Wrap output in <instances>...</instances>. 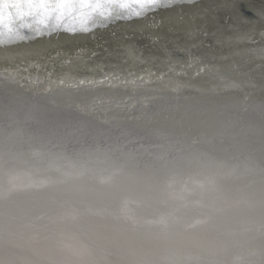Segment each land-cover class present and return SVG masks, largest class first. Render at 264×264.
Instances as JSON below:
<instances>
[{
  "label": "bare ground",
  "instance_id": "6f19581e",
  "mask_svg": "<svg viewBox=\"0 0 264 264\" xmlns=\"http://www.w3.org/2000/svg\"><path fill=\"white\" fill-rule=\"evenodd\" d=\"M230 1L212 0L215 7L209 10L212 15L207 17L205 12L209 11L195 6L193 14L173 16L164 13L163 20L173 26L184 25L191 29H199L201 23L225 22L232 26L230 22L242 21L234 31L253 14L264 12V7L248 8L246 5L240 10L219 13V9L229 10L224 3ZM170 12L180 14L182 11ZM129 20L123 26L131 31L127 34L135 30L148 32L154 39L160 35V19L148 22L143 18ZM259 33V38H264V30ZM101 34L93 29L55 40L57 42L0 54V120H7L0 123L5 122L7 130H10L5 133L6 137L22 139L17 135L21 133L14 130L12 133L11 129L27 133V124L23 122L22 126L17 122L27 113H33L46 121L39 125L46 124L60 133L72 131L67 136L73 134L72 138L78 140L67 142L81 148L75 153L78 160L59 162L58 158H52L55 155L50 154L51 163L47 149L44 151L47 155L43 148L29 151L30 155L41 159L33 158L37 163L41 162V167L53 169L55 164L57 167L54 168L60 172L48 171L56 176L38 173L39 165L32 168L33 161L28 164L24 159L28 156L23 158L21 152L15 154L16 157L0 154V204L11 202L18 207H25L28 203L35 204L34 207L62 205V215L55 214L52 218L63 217L69 221L85 219L84 216L94 220L111 216L119 218L123 207L131 222L146 218L166 225L183 223L193 228L222 227L225 230L224 236L217 240L189 231L190 235L179 236L177 233L151 234L99 228H89L93 230L90 231L84 225H79L82 230L66 227L60 246L68 254L65 264H260L254 259L257 258L254 254L264 249V237L249 241L251 237L242 239L238 232L250 227L264 230V220L259 217L260 210L264 208V65L256 63L252 69H247L244 59L248 57L245 54L248 51L243 50L214 53L203 60L194 48L185 49L186 44L182 46L186 50L184 53L175 49L148 53L141 49L142 42L132 35L124 37L125 33L115 32L103 38ZM116 39L127 43L124 49H110L117 46L110 47ZM245 39L243 34L240 39H232L229 43L237 45L238 41L246 42ZM96 49H110L109 54H105L107 61L93 59L90 53ZM252 52L259 53L258 58L264 60V48ZM216 55V58L212 57ZM240 64L245 66L241 70ZM35 66L37 72L34 71ZM37 66L57 73L43 74ZM81 81L85 83L81 84ZM78 132L90 135L88 141L99 145H85L84 139L77 138ZM128 135L134 138L120 139ZM100 139L109 141L101 143ZM8 144H2L3 149ZM102 144H109L107 148L113 151L112 156H102ZM142 144L149 145L147 153L142 151L145 149ZM118 152L120 156L115 157ZM244 153L249 158L241 157ZM65 154L69 156V153ZM236 156L241 158L234 159ZM13 161L27 162L31 171L13 169ZM254 162L262 166L257 186L228 177L253 171L256 168ZM123 168H126V173L117 177L113 171L122 172ZM73 172L88 179H75L76 176L66 179L68 175L64 173ZM33 173L39 175L34 177ZM167 175L172 176L167 179ZM175 175H179L180 180ZM30 176L32 181L36 180V190H31V186L27 188ZM91 180L103 182L105 186L111 183L110 189H106L104 184L92 185ZM175 180L177 182L172 187ZM125 188L124 203L120 205L118 199H112V189L118 192ZM170 196L176 198L175 203L169 202ZM33 218L30 217V221ZM181 229L184 228L179 231ZM137 246L148 249L149 253L157 249L168 253L142 254L138 259V256L131 255ZM9 252L0 250V256H8ZM19 264L33 263L22 254Z\"/></svg>",
  "mask_w": 264,
  "mask_h": 264
},
{
  "label": "rangeland",
  "instance_id": "374dc122",
  "mask_svg": "<svg viewBox=\"0 0 264 264\" xmlns=\"http://www.w3.org/2000/svg\"><path fill=\"white\" fill-rule=\"evenodd\" d=\"M211 3H212V0H183V1L178 2L176 5L172 6L171 8H167V9L161 8V9L156 10L155 12L149 13L146 17L143 18L146 22L153 20L154 18L156 20L160 19L162 21L161 27H158V28H160V30H159L160 35L157 36L156 39H154V36H150L148 32L147 33H144L143 31L139 32V31H135L134 29H133L134 31L132 30L133 31L132 33L127 34V31L128 32H131V31H129L128 28L127 29L123 28V26L125 23H127V21H130L129 19H122V20H119V21H116V22H113L110 24H106V25L94 28V30H96L99 34L102 33L101 36L104 35L103 38H106V36L112 35L115 32L122 33L120 35H124V33H125L126 35H124V37H126V36L131 37V35H132L133 38L137 39L139 42H142L140 44V46L142 48L141 47L140 48L144 49V51H146L148 53L149 52L154 53V52H159V51H164V50L165 51H172V49H175V51H178V53H184L186 51L185 49L192 47V48H194V52L196 51L197 56L202 57L203 60H206L207 57H209L211 54H214V53H217L219 55L220 52L226 53L229 51H237V50L241 52L243 50V52L248 51L245 53L248 55V57L244 59L245 65L248 66L247 69H252L254 66L257 65L256 63H259V64L261 63L262 65H264V60H262V58H258V57H260L259 56L260 54L252 52V50L264 48V38H259V36H260L259 31L264 30V12H258L257 13V14L261 13L262 15L261 14H259V15L253 14V16L249 20H247L245 23L241 24L240 27L234 31H233V29H235V26L237 24L242 23V21L235 20L233 22H230V23H233L232 24L233 28H232V26H227L225 22H221V23L219 22L220 24H212V25H210V24L206 25L204 23H201L202 27L200 25L199 29H194L193 27L191 29V28L184 26V25L173 26L172 24H169L168 22L163 20V14L164 13H167V14L171 13V14H173V16H176V15L187 16L186 15L187 13L193 14L194 11H192V8L195 6H198V9H204L205 11H209V10L213 9V6L215 7V5H213ZM246 5L248 6V8L254 6V7H257L260 9V7H264V0H232L230 2L224 3V7H229V10L222 11L219 9L218 12L219 13H221V12L228 13L230 11V9H233V10L239 9L240 10L241 8H246L247 7ZM173 10L174 11L180 10L182 12L180 14L178 12L177 13L170 12ZM254 10H255V8H254ZM251 11H253V10H251ZM205 15H206V17L210 16V15H212V12L211 11L205 12ZM203 25H204V27H203ZM243 34H244V36H246V39H245L246 42L238 41L237 45H232L229 43V41L232 39H237V38L240 39V37ZM255 36H256V38H254ZM99 39H101L104 42V39H102L101 37H99ZM127 41H131V40H127ZM55 42H57V41H55ZM226 43H228V44H226ZM126 44L127 43L122 42V40H117L113 44H111L110 47H112L114 45H117V46L110 48V49L111 50H114V49L118 50V49H122V47L124 49V46ZM184 44H186L185 47L183 46ZM213 44H215L216 46H212ZM110 49H108V50H110ZM108 50L103 51L100 49V51H99L96 49V51L91 52L90 55L93 56L94 60L97 59L99 61H102V59H103V60L107 61L108 58L106 56L109 54ZM105 54H107V55H105ZM144 55H147V53H145ZM212 57L216 58L217 55L212 56ZM49 63H52V60H50ZM20 65H22V64H20ZM57 65H59V63ZM239 66H241V64ZM258 66H260V65H258ZM242 67H245V66L244 65L241 66L240 70L243 69ZM37 69H39V71L43 74H45V73L46 74L57 73L56 71L55 72L51 71V69H44L41 66H37ZM34 71L37 72L36 66H35ZM99 76L100 75H98V77ZM17 138L16 137L15 138H11V137L8 138V137H5L4 134L0 135V143H2V144H8L10 140H13L12 143L10 141V143L8 144L9 148L5 145L4 148L5 147L6 148L3 149L2 144H0V154H2V153L6 154V155L9 154L8 156L13 157V155L15 156V154H18L19 152H21L23 155V158L25 155L29 157L28 158L25 156L26 158H24L25 161L28 162V164L31 165V162L33 161L32 163H34V164L31 165L32 168H34V166H36L35 168H37L39 165L40 168H37V172L41 171L40 173H43V174H45L47 172L46 174L49 175L51 173L58 174L57 172H60V171H57L56 168H54V167H57V166H55V164H53L54 170L43 168V166L41 167L39 164L41 162L37 163L36 161H34L35 159L37 161H39L41 159L38 156L35 157V155L32 156V155H30L31 153H29V151H31L32 148H37L40 150H41V148H43L44 149V150H42L43 152L48 150L47 154L49 156L45 152L44 153L47 155L49 160L51 159L50 163L53 161V159L55 160L57 158L59 159L58 160L59 162H61L60 160H62V162H67V161H65V159L66 160L67 159L68 160L69 159H74V160L79 159V156H77V154L75 156L76 152L78 153L79 150L81 151V148L78 144L68 143V142L65 144H28L27 142L23 141L22 139L20 140L19 138L18 139ZM14 139H15V142H14ZM5 141L6 142L8 141V143H6ZM17 142H19L18 145H17ZM85 145H87V144H85ZM90 145H92L91 147H93V146L99 145V144H90ZM102 145L104 146L102 148V150L100 151L102 156L103 157H106L105 155H107V156L111 155L112 156L113 151L111 149L107 148V146H109V144L108 145L102 144ZM147 146L149 147V145H147V144H145V145L142 144V147L145 148L142 151L147 153V148H146ZM15 149H16V151H15ZM58 149L60 152L61 151L62 152L60 153L59 151H57ZM63 151H65V152H63ZM65 153H67V154L69 153V156H67ZM73 153H74V155H73ZM99 153L97 155H99ZM118 153L116 156L115 155L114 156L119 157L121 153L120 152H118ZM50 154L55 155V156L52 155L53 159L51 158ZM61 154H63V155L61 156ZM31 156H32V158H31ZM33 158H34V160H33ZM37 158H39V159H37ZM75 158H78V159H75ZM96 158L102 160L101 157H96ZM29 160H30V163H29ZM26 163L25 162L19 163V162L13 161L11 166L13 169L26 168L30 172L31 168ZM42 163H44V162H42ZM83 164H86V162H84ZM98 164L100 165L101 163H98ZM27 165H28V167H27ZM47 165L49 166L50 164H46V166ZM60 165H62V164H60ZM51 167H52V165H51ZM94 169H96V168H94ZM100 169H102V168L100 167ZM111 169L112 168L108 167V170H111ZM48 170H50V172L51 171H54V172L50 173ZM121 170H122V172H116V171H113V172L116 173V176L118 174L117 177H121V175H124V173H126V171H127L126 168H123ZM97 171H99V169ZM73 173L74 174L64 173V175L65 174L68 175V177L66 179H72V177H74V176H76L75 179H79V177H81L83 179L86 178L81 173H79L81 176L77 173L75 174V172H73ZM100 173H102V171H100ZM56 174L55 175L51 174L50 176H52V175L56 176ZM31 175L32 176L34 175V177H37L39 174L37 175L36 173H33ZM61 175H63V174H61ZM71 175H73V176H71ZM170 176H172V175H167V179ZM175 176H176L177 180H180L179 175H175ZM33 179L35 180V178H33ZM86 179H88V177ZM35 181H32V178L30 176L29 181L27 182V188H30L29 186H31L33 188V189L31 188V190H36L38 186H37V184H34ZM176 182H177L176 180L172 182V184H171L172 187L175 186ZM91 183H92V185H95V186H101V184H104L103 186L106 189H110L108 187L111 184L110 183V184H107V186H105L106 184L103 182L97 183V181H92V180H91ZM122 190L120 189V191L118 190V192H116L115 190L112 189V191H113L112 199H116V200L118 199V201H120V205L122 203H124V200H123L124 196L123 195L126 191V188L124 191H122ZM189 194H191L190 191H189ZM117 195H118V197H121V195H122V198H118ZM170 199H169L170 201L168 200L169 202L175 203L176 198H173L172 196H170ZM157 204H160V203H156V205ZM34 205L28 203L25 207H18L11 202L6 203L5 205L0 204V229H2L0 231V250H3V251L9 250L10 251L8 256H3V255L0 256V264H19L20 255H22V254H24V256L28 257L30 262L33 264H35V263L39 264V262H40V264H57L58 260H59L58 264H65V262H67L66 259H67L68 254H66V252H64V250L60 249L61 240H62L61 238L63 237V234L65 233L64 231H65L66 227H68V228L70 227L73 229L79 227V229H81V227L79 225H84V227L86 226V229L99 228V229H110V230L112 229L113 231H130L131 230L134 232H143V233H151V234H173L174 233V235H175L177 233L176 235H179V236H184V235H187L189 232H191L192 234H199L202 237H207V238H208V236L215 237V238H217V240H218V238L221 239V236L222 235L224 236V234H225V232H224L225 230L222 227H212V228L211 227H201V228L194 227L195 228L194 229L192 225H188V224L185 225L183 223H180L181 225L180 224L166 225V224L161 223L160 221L156 222L158 220L153 221L151 219L152 220L151 221L150 219H148L147 214H145L144 216L147 217L148 220H146V218H140V220L137 222H131L128 215H127L128 212L123 211V207L121 209L122 212L118 210L121 213V214H119V216H120L119 218H115V216H111V217L104 218V219L101 217L100 219L97 218L94 220V218H89V216H84L85 219L79 220V219L75 218L76 221L75 220L69 221V220H64L63 217L52 218L53 215L60 214L63 211L62 205L61 206H59V205L53 206L52 204H46L44 206H37L38 208L36 206L34 207ZM165 205H163V206H165ZM161 206H160V208H162ZM40 207H42V208H40ZM157 207H159V206H157ZM21 211L23 213H21ZM33 211L35 212V214ZM156 211L157 210H155L154 212H156ZM61 215H62V213H61ZM33 216H34V218H33ZM30 217L33 218L34 220L31 219V221H30ZM142 219H143V221H141ZM110 221H111V223H110ZM152 225H154V226L152 227ZM156 225L157 226L159 225V227H157ZM42 226H44V227H42ZM155 226H156V228H155ZM165 227L167 228V231H165L166 230ZM170 227H172V229ZM180 228H184L185 230L181 229L182 230V232H181V230L179 231ZM202 228H204V229H202ZM206 228H208V229H206ZM214 228H216V229H214ZM20 229H21V232H20ZM141 229H142V231H141ZM151 229H152V231H151ZM176 229H178V230H176ZM192 229H193V231H191ZM89 230H88L87 234H89ZM171 230H173V231H171ZM217 230H218V232H217ZM90 231H93V230H90ZM185 232H186V234H184ZM18 234H20V235H18ZM29 234L31 236H29ZM205 234L206 235L208 234V235L205 236ZM188 235H190V234H188ZM219 235H220V237H219ZM32 237H35V238L33 239ZM139 248H140V246H137L136 248L134 247L132 249L133 251L131 254L134 257L138 256L137 257L138 259L141 258L140 256L142 254L144 256H146L147 254H152V255L157 254L155 252H159V253L166 252V253H168L166 250H161V249H157V250H155V252L149 253L148 249H141V248L139 249ZM55 251H57V252H55ZM257 251L258 252L256 254H254L255 255L254 257H257V258H254V259H256L257 262H260V264H264V249L257 250ZM58 253L61 255H64L65 258L63 256L61 257V255H59ZM12 257H13V259H12ZM260 258H261V260H260ZM149 262H152V261L149 260Z\"/></svg>",
  "mask_w": 264,
  "mask_h": 264
},
{
  "label": "snow or ice",
  "instance_id": "6c2138e0",
  "mask_svg": "<svg viewBox=\"0 0 264 264\" xmlns=\"http://www.w3.org/2000/svg\"><path fill=\"white\" fill-rule=\"evenodd\" d=\"M178 2L179 0H0V45L25 41L29 34L41 36L59 30L69 34L87 33L113 19L144 18L158 9L171 8Z\"/></svg>",
  "mask_w": 264,
  "mask_h": 264
},
{
  "label": "water",
  "instance_id": "95a60500",
  "mask_svg": "<svg viewBox=\"0 0 264 264\" xmlns=\"http://www.w3.org/2000/svg\"><path fill=\"white\" fill-rule=\"evenodd\" d=\"M180 1H183V0H179V2ZM119 20H122V18L113 19V20L107 22V24H110V23H113V22H116ZM98 27H100V26H98ZM78 33H81V32H78ZM78 33H75V34H78ZM71 35H74V34H69V33H66L62 30H59V31H56V32H53L50 34L41 35V36H33V35L29 34V38L25 41L0 45V54L39 46V45L46 44V43H49V42H52V41H55L58 39H62V38L71 36ZM37 115L38 114H36V116H35V114H33V113H27L25 115L26 117H22V119L19 122H17V123H21L22 126H23V122H24V124H27L26 125L27 127H25V129H26L25 131L27 133H23V131H24L23 128H20L21 130H23L21 132L18 130H15V129H11V131L14 130L16 132L21 133V134H17V135H21L22 139L25 142H27L28 144H42V142L44 144H65V143H67V140H70V139L76 140L75 142H77L78 139L72 138V136H75V135L71 134V136H67V134H70V132H72V131H67V133H60L57 130H52L51 128L47 127L46 124L45 125H39V123L46 122V121L44 120L43 117H40ZM0 121H6L7 122V120H5V119H2ZM13 124H16V123L14 122ZM36 125H37V127H36ZM5 126H6L5 122L0 123V135L4 134V136L6 137L7 135H5V133L10 131V130H7L8 127L7 126L5 127ZM15 128H18V127H15ZM14 131H12V133H14ZM77 134H76L77 138L84 139L85 144L95 143L94 141H88V140H90V139H88L90 137V135H85L84 133H81V132H78ZM96 136H98V135H96ZM131 138H134V136H130V135L122 136L120 139L127 140V139H131ZM85 140H87V141H85ZM214 140H216V139H214ZM79 141H81V140H79ZM98 141L101 143H108L107 141H109V140H107V139L101 140L100 139ZM215 153H216V151H215ZM217 155H218V153H216L215 156H217ZM212 156H214L213 153H212ZM247 156L248 155L244 153L241 157H247ZM241 157L236 156V157H234V159H240ZM247 158H249V157H247ZM258 158H260V157H258ZM254 160H256L257 162H262L260 159L254 158ZM257 162H254V165L256 164V168L253 171H250L247 174L228 176V177L235 179L237 182H240V183L246 181V182H249V184L257 186L258 183L260 182V173H262L261 172L262 171L261 163H257ZM7 166H10V165H7ZM8 170L9 169H7V171ZM259 217L263 218V220H264V208L260 210ZM262 231H264V230H259V229H255L254 227H250V228L245 229L244 231L240 230L238 233L240 236H242V237H240L242 239H243V237H251L252 239H250L249 241H255L258 238L264 237V232L262 233ZM243 242H244V240H243ZM245 242H246V240H245ZM261 244H262V242H261ZM151 261L156 262L154 260H151Z\"/></svg>",
  "mask_w": 264,
  "mask_h": 264
}]
</instances>
